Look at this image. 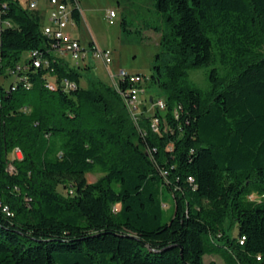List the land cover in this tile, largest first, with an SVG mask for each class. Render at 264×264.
<instances>
[{
  "label": "trees",
  "instance_id": "trees-1",
  "mask_svg": "<svg viewBox=\"0 0 264 264\" xmlns=\"http://www.w3.org/2000/svg\"><path fill=\"white\" fill-rule=\"evenodd\" d=\"M153 8L175 62L160 53L153 66L151 81L168 93L155 113L160 133L152 115L138 127L111 84L83 86L90 64L56 59L40 9L0 0V23L10 22L0 75L23 64L0 84V264H222L208 253L264 264V0ZM73 14L80 22L77 6ZM36 51L49 66L33 65ZM215 51L235 76L225 82L212 69L203 92L184 68L208 65ZM16 146L22 159L11 156ZM96 169L104 174L87 180Z\"/></svg>",
  "mask_w": 264,
  "mask_h": 264
},
{
  "label": "rangeland",
  "instance_id": "rangeland-1",
  "mask_svg": "<svg viewBox=\"0 0 264 264\" xmlns=\"http://www.w3.org/2000/svg\"><path fill=\"white\" fill-rule=\"evenodd\" d=\"M29 0H21L23 6L28 5ZM81 4V20L76 26H70L68 29L74 37L80 39L81 43L89 48L91 44L100 48H111L113 53L112 62L109 67L99 59L90 56L92 69L85 72L82 85L87 87L93 80L99 79L111 84L116 90V86L111 77L116 74L121 67L131 72L142 73L146 76L145 93L140 95V104L136 111H129L132 121L139 127L144 124L147 116L154 112L153 103L156 99H163L165 102L168 97L166 90L159 88L151 81V76L156 73L154 63L157 54H163V60L169 64H174L173 56L164 52L161 45L162 33L165 29L163 20L156 14L153 8L154 0H79ZM114 10L116 17L113 22L110 20V12ZM128 20L130 29L126 34L122 31L123 17ZM47 22V20H46ZM26 54L24 53V56ZM71 64H75L71 56L67 57ZM187 81L203 92L210 90V71L217 72L220 79L225 82L234 78L230 63L221 60L220 55L215 51L212 61L203 67L186 66L184 68ZM12 75H0V84L9 87L13 82ZM118 91V90H117ZM119 92V91H118ZM49 155L56 156L58 151V139L51 138L48 142ZM43 146V145H42ZM20 149V152L17 150ZM11 156L20 159L24 154L19 146H16L11 152ZM104 172L96 169L86 174V179L94 181L102 176ZM60 189L63 191L62 187ZM252 199H260L257 193L250 195ZM230 219L226 220L225 228L234 233L235 227L232 226ZM236 233V232H235ZM215 260L224 263V259L219 254L208 253L205 255V261L208 263Z\"/></svg>",
  "mask_w": 264,
  "mask_h": 264
},
{
  "label": "built area",
  "instance_id": "built-area-1",
  "mask_svg": "<svg viewBox=\"0 0 264 264\" xmlns=\"http://www.w3.org/2000/svg\"><path fill=\"white\" fill-rule=\"evenodd\" d=\"M42 0H29L28 8L40 9L43 14V29L44 33L48 36H52L55 40L52 43L54 47V53L62 56L63 59H67L68 56L72 57L75 64L87 65L90 64V56L96 59L102 60L107 67L112 62L114 51L111 48H100L93 46L85 47L79 38L74 37L69 31L70 26H76L77 22L73 14V7L81 11V4L79 0H46V4L42 5ZM116 17V12L111 10L110 20L113 22V18ZM47 20V22H46ZM8 25L10 22L4 20L0 23ZM33 60H38V66H49L47 59H44L34 52L32 54ZM23 67V64H18L10 69V74L16 76L19 70ZM111 77L114 84L121 95L125 98V102L130 111H136L140 104V95L145 93V81L146 76L142 73L131 72L124 67H121L116 74H113L110 68ZM124 85V88H123ZM49 87L54 88V81L49 82ZM154 112L151 117V128L160 133L162 128L160 126V119L155 115L157 110H166L167 104L163 99H156L153 103ZM20 152V149L17 150ZM12 170V166H10Z\"/></svg>",
  "mask_w": 264,
  "mask_h": 264
},
{
  "label": "bare ground",
  "instance_id": "bare-ground-1",
  "mask_svg": "<svg viewBox=\"0 0 264 264\" xmlns=\"http://www.w3.org/2000/svg\"><path fill=\"white\" fill-rule=\"evenodd\" d=\"M54 54H55L56 59H58V57H59V58H60V57L62 58L61 55L56 54V53H54ZM54 54H53L52 56H54ZM32 62H33V65L38 66V60H33Z\"/></svg>",
  "mask_w": 264,
  "mask_h": 264
},
{
  "label": "crops",
  "instance_id": "crops-1",
  "mask_svg": "<svg viewBox=\"0 0 264 264\" xmlns=\"http://www.w3.org/2000/svg\"><path fill=\"white\" fill-rule=\"evenodd\" d=\"M42 5H45L46 4V0H42V3H41ZM90 66H91V64H90Z\"/></svg>",
  "mask_w": 264,
  "mask_h": 264
}]
</instances>
